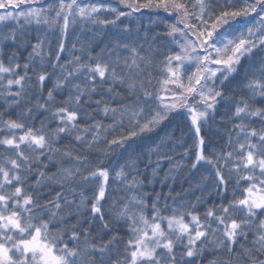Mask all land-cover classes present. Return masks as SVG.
<instances>
[{"label":"snow or ice","instance_id":"obj_1","mask_svg":"<svg viewBox=\"0 0 264 264\" xmlns=\"http://www.w3.org/2000/svg\"><path fill=\"white\" fill-rule=\"evenodd\" d=\"M21 3H28L27 10L17 11ZM119 3L131 11H118L106 0H54L55 6L46 7L42 0H0V264H204L207 253V264H264V58L258 76H245V97H226L216 87L237 71L241 57H264V0ZM142 8L176 14L167 35L178 51L144 49L129 38L128 28L103 47L94 43L105 28L118 27L121 17ZM249 17L255 23L244 26ZM33 23L44 29L34 44L24 31ZM70 24L93 27L69 49ZM50 33L56 34L55 48ZM24 47L31 51L21 65ZM150 69L162 72L160 91L170 96L151 87ZM168 85L180 89L179 95ZM221 101L231 116L221 124L227 140L216 146L201 131L215 123ZM8 109L18 110L16 118ZM177 109L185 110L194 129V159L185 149L173 163L171 137H164L148 149L150 161L157 157L149 179L138 167L143 153L129 142L153 132ZM101 114L111 123L95 119ZM64 139L69 143L57 146ZM115 148H127L116 167L90 158ZM162 159L171 164L164 181L173 172L186 169L191 178L204 165L210 168L191 189L202 193L194 202L180 193L145 191ZM213 196L220 202L199 213L197 206Z\"/></svg>","mask_w":264,"mask_h":264},{"label":"trees","instance_id":"obj_2","mask_svg":"<svg viewBox=\"0 0 264 264\" xmlns=\"http://www.w3.org/2000/svg\"><path fill=\"white\" fill-rule=\"evenodd\" d=\"M83 3H91L96 2V0H82ZM107 3L111 4V6L116 7L118 11H123L125 13L130 12L131 10L126 8L124 5L119 3V0H106ZM191 3V0H188ZM43 6H47L48 4H54V0H42ZM33 7H40L41 4L32 5ZM29 7L28 3H21L19 10H27ZM4 12L3 9H0V14ZM108 18L111 19V14H108ZM177 23V17L175 13L166 12L163 8H142L139 11L132 12L131 15H126L121 17L120 21L117 22L118 27L109 26L103 30V37H97L94 43L100 44L103 47L104 43H108L109 41L115 40L116 33L121 32L123 29L128 28L130 29L129 38L135 40V42L139 45H143L144 49H148L151 45L154 49H158L159 52L167 53L176 48V45L172 43V38L167 35L169 30V26L172 24ZM255 23L254 17L246 18V24L244 26H252ZM87 27H93L91 25H87L84 30L81 29L80 25L77 24L75 27L73 25H69V36L66 40V48H71L72 42L77 40V37L80 40H84L86 37L90 35L87 32ZM182 27V25H180ZM3 28L0 27V34L3 32ZM95 31V29H93ZM25 34L27 38L31 41V43H36V38L41 36L44 29L42 26H37L34 23L30 26H27L25 29ZM48 39L52 41V47L55 48L56 45V34L50 33ZM109 46H111L109 44ZM80 43L77 42V49H79ZM5 52H11L12 47H8L4 49ZM31 51L30 47H24L20 50V57L19 62L21 65L25 62L26 58L28 57V53ZM96 51H99V48H96ZM121 55H127L125 52H121ZM62 56L68 57V53H62ZM264 58L261 55L257 56H247L241 57L240 64L237 66V71L232 73L229 77V80L224 82V85H220L219 81H217L216 87L218 90L224 92L226 97L235 96L237 99L246 96V91L244 89V85L247 84V80L245 76L247 75L249 78L252 77L253 73L257 76L259 75L257 71V65L259 64L260 60ZM163 59V56H156L157 62ZM212 67H217L213 65ZM194 70V69H193ZM21 74H23L21 69L17 70ZM152 73L151 78V87L155 88L159 91V94L162 96H170L171 93L160 91L161 83L164 79L162 72L159 69H150ZM29 76H32V72L29 71ZM219 76V73H218ZM47 87H51V84L48 83ZM169 89L172 90L176 95H179L180 89H178L175 85H168ZM15 90V89H13ZM119 90V88H117ZM46 95V89H45ZM250 95V93H248ZM99 98V97H95ZM57 99H61V97H57ZM107 99V97H105ZM259 99V97H257ZM43 102V101H41ZM35 103V101H33ZM114 104V102H113ZM225 102L221 101L220 104L217 106V113L215 115V123L212 120L209 121L208 128H204L201 131V135L205 136L206 143L211 140L213 145L220 146L227 140V136L225 135L224 128L221 127L222 122H225L227 117L231 116V112L224 106ZM4 100L0 97V112L4 111ZM31 106V105H29ZM259 106V105H257ZM95 108V105L92 106ZM18 110L8 109V112L11 115V118H16ZM91 111V109H89ZM183 113V114H181ZM225 114H227L225 116ZM5 119H8L9 116H4ZM95 119L103 120L104 124H110V118H105L103 115L96 116ZM35 126L40 127V119L35 121ZM54 127L55 125H50ZM231 128V125H228ZM253 127H259V124H254ZM234 135V133H233ZM170 136L171 142L169 144L168 155L173 157V163L176 161H181L183 153L185 149L189 150V158L194 159L191 156V152L194 150V145L196 142V137L194 133V129L191 126L190 119L187 118L186 112L183 109H177L173 113H171L167 120L163 121L161 125L156 128L153 132L148 133L144 136L135 138V141H130L129 143L132 145V148L135 149L138 153H143L142 159L138 164L139 170L143 175L152 179V169L156 167L157 157L155 155L151 156V161L148 157V149L154 147L156 143L164 138ZM179 141V142H178ZM69 140L64 139L60 141V144L57 146H62L64 144H68ZM82 150V149H80ZM127 151V148L122 150L120 148H115L108 156H104L102 153H93L90 157L91 159L97 161H103L104 166L116 167L118 164H122L124 162L123 154ZM183 163H187V158L183 160ZM171 164L168 160H160L159 161V169L158 174L155 177L154 181L149 184L145 181V191L151 194L161 193L162 196H167L171 191V195L175 197L177 193H180L186 202H194L195 196H199L202 193L199 190H195V194H192L191 189L194 188V185L197 182V179L201 175V173L207 175L208 172L204 171V169H208L207 165H204L201 169V173H197L194 177H189L187 174V170L184 169L182 171L173 172L172 176L164 181L165 174L169 171ZM55 171V169H52ZM174 177V179L172 178ZM161 181H164L161 183ZM246 187L244 182H241L240 189ZM45 195H48L47 191H45ZM233 191L232 188H229L227 193V198L232 199ZM236 196L239 198L241 196V191H236ZM220 200L218 197H211L208 199L207 203L200 204L197 206L199 213H203L207 207H210L212 203H219ZM227 202V201H225ZM151 201H149V204ZM165 203L162 199L161 204ZM179 203V201H177ZM167 204L171 206L173 205V201L171 199L167 200ZM168 213H165L167 215ZM150 215V213H149ZM85 227L87 225L85 224ZM95 234V233H94ZM121 235L125 236L127 239L126 230H121ZM64 239L67 241L68 237L65 236ZM107 239V236H105ZM71 247V244H69ZM212 259V254L207 253L205 255L204 264H207V261Z\"/></svg>","mask_w":264,"mask_h":264}]
</instances>
